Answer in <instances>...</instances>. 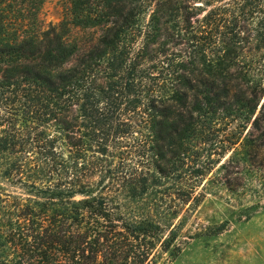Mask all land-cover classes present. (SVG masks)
Wrapping results in <instances>:
<instances>
[{"label": "trees", "instance_id": "1", "mask_svg": "<svg viewBox=\"0 0 264 264\" xmlns=\"http://www.w3.org/2000/svg\"><path fill=\"white\" fill-rule=\"evenodd\" d=\"M45 1L29 23L0 2V264L174 256L198 133L236 131L222 158L264 131V0H60L44 27Z\"/></svg>", "mask_w": 264, "mask_h": 264}, {"label": "rangeland", "instance_id": "2", "mask_svg": "<svg viewBox=\"0 0 264 264\" xmlns=\"http://www.w3.org/2000/svg\"><path fill=\"white\" fill-rule=\"evenodd\" d=\"M0 2L6 3V10L12 12L11 20L29 23V0ZM66 14L60 0H46L39 21L44 27L57 26L66 20ZM60 28L68 41L82 47L97 35L96 31H83L69 25L62 24ZM260 105L256 115L264 128ZM132 132L135 136L145 133ZM249 132L248 154L236 146L222 158L219 157L221 141L226 137L232 141L236 131L198 133L188 155L195 168L199 167L206 174L192 199L180 208L174 222L177 227L171 246L174 256L158 249L153 264H264V131ZM194 181L191 179L192 183ZM220 226L224 231L216 234Z\"/></svg>", "mask_w": 264, "mask_h": 264}]
</instances>
